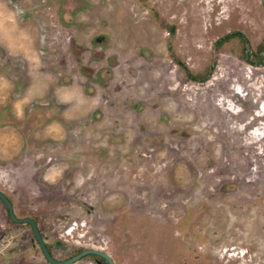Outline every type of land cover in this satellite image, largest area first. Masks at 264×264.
<instances>
[{"label": "rangeland", "instance_id": "rangeland-1", "mask_svg": "<svg viewBox=\"0 0 264 264\" xmlns=\"http://www.w3.org/2000/svg\"><path fill=\"white\" fill-rule=\"evenodd\" d=\"M0 191L58 261L264 264L262 1L0 0Z\"/></svg>", "mask_w": 264, "mask_h": 264}, {"label": "water", "instance_id": "water-1", "mask_svg": "<svg viewBox=\"0 0 264 264\" xmlns=\"http://www.w3.org/2000/svg\"><path fill=\"white\" fill-rule=\"evenodd\" d=\"M261 1L264 5V0H261ZM0 199L7 206L9 216L14 223L29 224L32 227L34 234H35V238L40 245L42 253H43L44 257L46 258V260L50 264H75V263L79 262L80 260L84 259L85 257L91 256V255L98 256V257L104 259L108 264H115V262L113 261V259L111 258L110 255H108L107 253H104L102 251L96 250V249L85 250V251L79 253L78 255H76V256H74L71 259H68L66 261H58V260L54 259V257L50 253L47 245L45 244V241L42 237V234L39 231L38 224L32 219H19V218H17L15 213H14L13 204L1 191H0Z\"/></svg>", "mask_w": 264, "mask_h": 264}, {"label": "trees", "instance_id": "trees-1", "mask_svg": "<svg viewBox=\"0 0 264 264\" xmlns=\"http://www.w3.org/2000/svg\"><path fill=\"white\" fill-rule=\"evenodd\" d=\"M49 249V248H48ZM50 253H51V250L49 249ZM108 264V263H107Z\"/></svg>", "mask_w": 264, "mask_h": 264}]
</instances>
